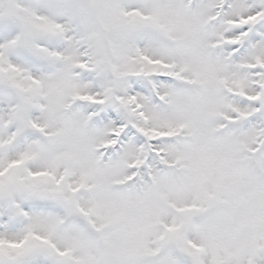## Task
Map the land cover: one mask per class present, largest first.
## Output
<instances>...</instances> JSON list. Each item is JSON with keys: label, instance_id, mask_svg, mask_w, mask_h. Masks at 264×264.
Here are the masks:
<instances>
[{"label": "snow or ice", "instance_id": "1", "mask_svg": "<svg viewBox=\"0 0 264 264\" xmlns=\"http://www.w3.org/2000/svg\"><path fill=\"white\" fill-rule=\"evenodd\" d=\"M0 264H264V0H0Z\"/></svg>", "mask_w": 264, "mask_h": 264}]
</instances>
